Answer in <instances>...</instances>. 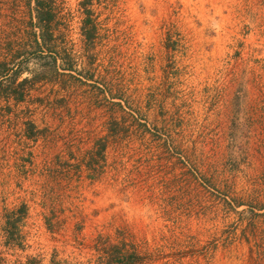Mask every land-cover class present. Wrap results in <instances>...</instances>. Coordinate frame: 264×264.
<instances>
[{
    "label": "rangeland",
    "instance_id": "374dc122",
    "mask_svg": "<svg viewBox=\"0 0 264 264\" xmlns=\"http://www.w3.org/2000/svg\"><path fill=\"white\" fill-rule=\"evenodd\" d=\"M44 1L0 0L1 264H250L264 0Z\"/></svg>",
    "mask_w": 264,
    "mask_h": 264
},
{
    "label": "trees",
    "instance_id": "16d2710c",
    "mask_svg": "<svg viewBox=\"0 0 264 264\" xmlns=\"http://www.w3.org/2000/svg\"><path fill=\"white\" fill-rule=\"evenodd\" d=\"M36 3V12L38 14V21L40 23H45L49 22L52 18V9L47 8V4L45 3L44 0H35ZM257 186V184H254ZM243 204H240L239 206H242ZM24 220V217L21 215L19 216L14 222L12 223H22ZM251 235L253 239L251 240L250 238L247 237V239L241 242V240H238L235 238L232 243H227L225 245V248H230L232 246L237 245L236 242L238 243H244L246 244L248 248V257H249V263L250 264H262L264 263V237L259 235V228H253L251 231ZM221 241L219 238L213 239L208 245H206L205 250H206V257H207V263L208 264H213V261L215 260V256L219 249L221 248L220 245ZM123 255L119 254L116 255L115 257L109 258L106 260L104 256H98L95 259V264H124L121 260V257ZM3 260V259H2ZM35 263L37 262V258H33L30 263ZM29 263V264H30ZM94 261L93 259H90L86 262H73L70 261L69 259L66 260H60V261H55V259L52 260V264H93ZM0 264H1V259H0ZM127 264V263H126ZM129 264H142V262L138 263L135 261L134 263H129Z\"/></svg>",
    "mask_w": 264,
    "mask_h": 264
}]
</instances>
